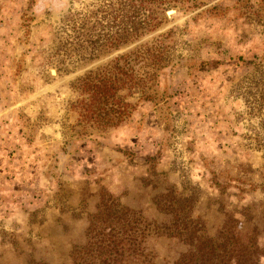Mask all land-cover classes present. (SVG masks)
Returning a JSON list of instances; mask_svg holds the SVG:
<instances>
[{
  "label": "rangeland",
  "instance_id": "obj_1",
  "mask_svg": "<svg viewBox=\"0 0 264 264\" xmlns=\"http://www.w3.org/2000/svg\"><path fill=\"white\" fill-rule=\"evenodd\" d=\"M112 6L0 0V264H71L102 199L151 221L145 246L163 264L185 249L163 232L180 193L211 235L231 211L264 246V0H178L151 33L86 60V40L116 30ZM152 37L164 65L151 97L117 127L79 122L75 79Z\"/></svg>",
  "mask_w": 264,
  "mask_h": 264
},
{
  "label": "trees",
  "instance_id": "obj_2",
  "mask_svg": "<svg viewBox=\"0 0 264 264\" xmlns=\"http://www.w3.org/2000/svg\"><path fill=\"white\" fill-rule=\"evenodd\" d=\"M176 3L178 0H111L114 20L118 18L116 30L109 38H99L93 43L86 40L91 46L85 59L117 50L151 33L163 22L165 8ZM123 18L126 26L122 27ZM163 56L161 40L152 37L150 43L119 53L106 66L77 77L72 85L79 96L71 102V108L78 112V121L100 130L124 123L137 101L151 97L149 91L153 82H157V71L164 65ZM133 97L137 101H132ZM173 199L161 206L171 215L163 225V232L184 244L185 249L163 264L261 263L264 246L259 241L261 232L257 223H252L247 236H242L238 228L243 222L228 211L223 213L224 220L211 235L205 220L191 212L195 202L192 194L180 193ZM150 224L138 211L116 199L109 206L102 199L89 217L83 244H75L70 252L71 264H154L145 246ZM28 264L50 263L31 258Z\"/></svg>",
  "mask_w": 264,
  "mask_h": 264
},
{
  "label": "water",
  "instance_id": "obj_3",
  "mask_svg": "<svg viewBox=\"0 0 264 264\" xmlns=\"http://www.w3.org/2000/svg\"><path fill=\"white\" fill-rule=\"evenodd\" d=\"M168 14H170V13L167 12V15H168Z\"/></svg>",
  "mask_w": 264,
  "mask_h": 264
}]
</instances>
